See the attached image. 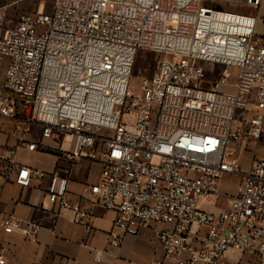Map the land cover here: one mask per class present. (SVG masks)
Wrapping results in <instances>:
<instances>
[{"label":"built area","instance_id":"obj_1","mask_svg":"<svg viewBox=\"0 0 264 264\" xmlns=\"http://www.w3.org/2000/svg\"><path fill=\"white\" fill-rule=\"evenodd\" d=\"M220 1L54 0L49 13L23 14L13 26L0 6V56L8 60L0 117L19 118L26 129L42 125L59 148L70 141L63 156L71 162L102 161L83 199L114 213L108 252L152 229L157 264H226L231 250L263 264L264 157L244 171L237 144L264 141V40L256 17L218 9ZM139 49L167 58L135 96L129 85ZM204 64L222 67L210 88L202 85ZM13 155L0 156V167ZM226 174L240 178L229 204L203 208ZM33 176L46 172L21 166L16 182L27 187ZM68 183L49 175L46 199L90 226L91 210L69 200ZM1 226L26 238L41 229L15 216Z\"/></svg>","mask_w":264,"mask_h":264},{"label":"crops","instance_id":"obj_2","mask_svg":"<svg viewBox=\"0 0 264 264\" xmlns=\"http://www.w3.org/2000/svg\"><path fill=\"white\" fill-rule=\"evenodd\" d=\"M239 11L257 18L256 34L264 40V0L258 8L246 6ZM28 143H35L38 148L31 150L26 146ZM238 144L244 171L249 170L253 160L264 157V141L253 153ZM71 147L72 143L67 140L59 148L53 139L43 136V126L38 123L26 129L19 118L0 117V156L14 154L12 163L3 160L0 167V258L5 259L4 264H157L162 251L152 229L127 235L119 249L107 251L114 213L83 199L89 187L99 181L102 161L81 158L71 162L63 156ZM242 153L247 154L246 160H242ZM21 166L44 171L46 176H33L30 185L22 187L16 182ZM54 173L68 177L69 200L91 210L90 226L75 222L71 211L61 210L46 199L49 175ZM233 177L234 185H227V180ZM239 182L237 175L222 176L206 209L214 211L226 207L237 192ZM10 216L38 223L41 229L35 236L26 238L20 232L1 226ZM224 261L226 264L261 263L254 253L233 250L225 254Z\"/></svg>","mask_w":264,"mask_h":264},{"label":"rangeland","instance_id":"obj_3","mask_svg":"<svg viewBox=\"0 0 264 264\" xmlns=\"http://www.w3.org/2000/svg\"><path fill=\"white\" fill-rule=\"evenodd\" d=\"M232 2L220 1L214 3L215 7L222 10H228L233 12H240L239 9L246 7L247 5L239 3V0H231ZM54 0H0V6H5L7 11L8 24L11 26L15 25L20 19L21 15L26 13L35 12L37 10L41 12H50L52 9ZM167 56H163L159 53L149 51L146 49H139L136 55V60L133 66V71L131 75L129 88L135 96L141 94V85L144 78H149L153 74L157 63L160 60L166 59ZM8 60L4 56H0V80L4 78V70ZM206 68L205 82L202 85L206 88H210V83L215 79V76L221 72V66H212L211 64H204ZM215 69V71H211ZM262 142L259 144L254 140H249L247 142H240L238 145H242L247 152H254ZM244 157L242 160H246L247 154L242 153ZM227 185H234V177L227 180ZM203 208H208L206 206L211 205L208 202L202 201Z\"/></svg>","mask_w":264,"mask_h":264}]
</instances>
